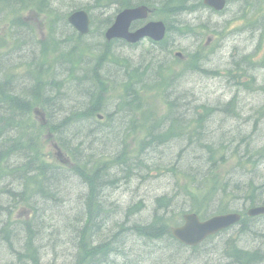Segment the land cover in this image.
Here are the masks:
<instances>
[{"label":"bare ground","instance_id":"6f19581e","mask_svg":"<svg viewBox=\"0 0 264 264\" xmlns=\"http://www.w3.org/2000/svg\"><path fill=\"white\" fill-rule=\"evenodd\" d=\"M36 1L50 7L48 11L54 13V25L49 26L52 20L43 12V25L36 33L25 22L26 13L33 11L27 10L22 13L20 22L9 26L8 34L14 47L6 52L0 50V168L12 167L6 177L0 178V229L5 230L6 235L0 240V264L39 261L51 264L47 259L50 253H56L55 256L60 253L52 250L55 242L59 240L66 248L71 244L64 241L66 233L59 224L67 215L76 218V226L99 234L84 238L88 245L100 249L99 255L91 253L83 257L80 264H180V260L187 257V252L183 251L195 252L206 243L188 248L174 235L167 237L166 230L191 223V216L208 223L224 215L237 216V222L207 239L231 232V236L224 239V250L238 249L240 264H264L260 246L242 248L239 244L244 237L249 240L264 238V143L257 145L256 136L261 135V131L256 135L254 131L252 135L236 132L240 127L261 126L264 112H254L257 116L249 114L250 110L236 97L214 106L193 104L201 100L197 95L209 84L227 82L237 89L239 83L233 80L252 76L249 71L254 65L250 54L239 57L241 60L225 68V73L214 67L213 56L221 47L227 50L229 37L225 34L219 39L223 40L221 47L208 50L202 41L200 43L199 38L204 39L213 29L208 13L220 16L228 8L220 11L206 0H90L81 5L75 0ZM26 6L27 0L15 4L19 10ZM60 6L65 9L64 13ZM145 8L151 10L148 14L151 16L134 20L130 33L142 30L158 17H165L160 22L166 26V35L160 42L149 38L136 42L125 38L108 39V31L122 13L140 12ZM10 12L0 8V24L7 17L14 19ZM77 17L86 20L85 30L75 24ZM191 18L198 23L189 21ZM32 31L37 35V42L29 34ZM92 35L98 36L97 39L86 41L87 36L91 38ZM185 41H191V47L183 46ZM145 42L151 47L144 51L149 54L155 50L149 58L133 63L131 57L122 54V47L136 49ZM181 51L186 56L183 74L169 78L170 69ZM117 85L121 93L112 91ZM154 99L162 102L168 111L166 118L157 120L155 107H147ZM98 111L105 118L113 117L106 121L107 133L105 128L97 127L96 123L102 118ZM34 115L38 121L46 120L57 130L55 138L65 142L75 162H62L55 153H52V160L44 150V160L49 163L47 165L51 164L46 172L38 174L39 177L31 172L37 168L38 160L21 167L25 164L21 157L24 145L36 136L30 119H34ZM140 119H145L143 125L136 123ZM216 122L230 125L229 135L222 141L203 135V130L207 133V126H216ZM144 128L145 139H140L143 143L137 151L131 153L124 146L126 139L124 144L121 140L123 148L109 146L121 133L128 137L134 131L144 132ZM237 137H240L239 145L228 146L235 143ZM178 141L182 146L175 157H160V160L169 159L180 165L173 186L189 191L192 187L184 183L196 179L201 188H220L219 192L239 188L241 199L224 206L212 201V207H223L224 212L208 218L194 210L196 206L186 194L175 197L165 206L162 198L172 197L174 193L157 196L150 204L139 200L126 209L117 206L113 194L122 187L129 188L138 178L146 180L143 174L148 175V180L155 171L160 175L163 163L156 165L152 156ZM109 147L121 148V151L115 152ZM27 158L30 159V155L27 154ZM233 159L239 170L249 174V179L237 177L235 169L224 171L223 165ZM166 173L172 178V171ZM178 179L186 181L181 184ZM32 186L41 194L36 202L29 192ZM239 203L242 208L235 206ZM110 213L114 220L107 223ZM165 214L173 218V224L163 223ZM242 223L245 229L241 228ZM54 235H57L56 241L52 242L50 237ZM147 249H152L154 256L144 252ZM71 250L75 253L79 247L74 244ZM62 251L61 263L71 264L67 252ZM257 256L261 259H255ZM238 263L226 260L219 264Z\"/></svg>","mask_w":264,"mask_h":264},{"label":"rangeland","instance_id":"374dc122","mask_svg":"<svg viewBox=\"0 0 264 264\" xmlns=\"http://www.w3.org/2000/svg\"><path fill=\"white\" fill-rule=\"evenodd\" d=\"M72 0H67V2H71ZM76 4L81 5L85 4L87 2H90V0H75ZM80 3V4H79ZM60 11L62 13L65 12V9L60 6ZM207 13V12H203ZM209 14V17H211L210 23L211 27L213 28H220L219 30L224 29V34L226 35L225 37H229L226 42H227V50H223V48L220 46L221 40H210L211 35H207L204 37V39L199 38L200 43H204L206 45V48L208 50L221 47L219 52L213 56V62H215L216 66L214 67H219L221 68V72L225 73L224 69L230 66H234L235 61H240L241 57L244 54H250L251 55V63L254 65L253 68H250L251 70L249 71V74L252 75V77L255 80V86L252 87V84H248L249 80L248 79H241V78H236V80H233V83H239V87L236 89L234 87L229 86L227 82H220L218 84H209L207 87H205V90H201V92L198 93L197 97H199L201 100L196 101L193 104L197 103H202L205 105H210L214 106L218 104V102H227L231 97H236L239 99V102L245 107L250 110L249 114L255 115L254 112H264V91L258 90L259 86H264V0H231V4L228 7L227 11L220 16H216L213 14ZM27 17V21H29V24L33 26L35 29H33L36 33H39L41 26L43 25L42 17L38 15L37 13L33 11H29L25 15ZM102 17V16H101ZM100 17V18H101ZM44 19V17H43ZM193 18H191L189 21H192ZM194 23H198L197 21H192ZM32 31L29 34L32 35L35 38V42H37V35L33 34L35 33ZM42 33V32H41ZM98 36L92 35L87 36L86 41H92L94 39H97ZM192 42L191 41H185L183 46H189L191 47ZM151 45L147 42H145L143 45L139 46L136 49H131V48H123L122 47V54L129 56L132 58V62L136 61H142L143 59L149 58L151 54L154 55L155 50L149 51V54L144 51L148 48H150ZM6 52V50H4ZM183 52V51H181ZM158 54V53H157ZM156 54V56H157ZM212 57V58H213ZM153 58V57H152ZM210 58V59H212ZM179 72V71H178ZM224 78H226L225 74L222 75ZM223 78V79H224ZM203 81V80H202ZM248 84V85H245ZM206 85V84H205ZM242 86V87H241ZM203 89V87H202ZM250 89V90H246ZM118 85L114 87V91L118 92ZM121 93V89H120ZM150 106L153 108L155 107L156 109V115H157V120L166 118V114L168 111H166L165 107L162 105V102L154 99L150 101ZM161 105V106H160ZM219 118H221L218 115ZM37 123L42 127L40 122L37 121ZM105 121L101 123V125H98L99 122H97V127L100 129H106L104 132L107 133V126L104 125ZM137 123V121H136ZM216 126H207V133L204 132L203 130V135L205 137L212 138L213 140L217 139L222 141L229 135L230 131V125L225 124H218L216 122ZM234 125V124H232ZM263 125V126H262ZM261 126L258 127H251L245 128V127H240L239 129H236V132H239L241 135H247L251 134L253 131L255 132V135L261 131V135L256 136V139L258 140V146L263 145L264 143V136L262 133H264V123ZM255 129V130H253ZM106 133H104L103 137H106ZM45 134H48L47 131H44L41 135L42 141H45ZM146 135V131L144 132H138L134 131L133 133H129V136L127 137V134L121 133L120 137L113 138L111 144L109 146H114V147H121L123 148L124 140L126 139L127 144L124 146H127L128 149H130V152L132 153L137 151L139 147L141 146L140 143H143L140 139L144 140ZM252 135V134H251ZM238 140H236L235 143H230L228 146L231 145V147H236L239 145V138L237 137ZM123 139V144L121 140ZM122 144V145H121ZM184 144V143H183ZM182 144L178 141L177 144L172 143L168 147H164V149L160 150L158 153H155L152 156V161L157 162L156 165H160L163 163V166L169 165L171 163L175 164L173 161L169 159H163L160 160L161 155H170L175 157V155L178 153L177 151L180 150V147ZM220 147V146H219ZM218 147V149H219ZM110 150L116 151H121V148L118 150L117 148L109 147ZM113 148V149H112ZM230 149V148H229ZM232 150V149H231ZM230 154V151L228 152V156ZM187 154L186 156H189ZM170 162V163H169ZM236 160L233 159L231 162H228L226 165H223L222 168H224V171H229L231 169H235L237 171V177L242 176L243 179H249L248 173L247 172H242L241 170L238 169V167L235 166ZM177 164V163H176ZM172 165L177 168H179L180 165ZM251 169V168H248ZM264 171V168L262 169ZM251 172V171H250ZM251 174V173H250ZM147 179H140L135 180L133 182V185L129 186V188L122 187L120 190L115 192L113 194L112 199L117 203V206H121L122 209H126L127 206L132 205L134 203H137L140 201H143L144 203H152L155 197L157 196H162L165 193L166 194H171L173 193L172 190V182L173 180L171 179V176H169L166 171L161 170L160 175L157 174V171L151 175L150 179L148 180V175L143 174ZM245 177H244V176ZM237 180V178H234ZM259 180V179H258ZM244 182V181H243ZM231 191H237V188L231 189ZM41 194L40 191L37 192L33 196V201L36 202L38 201V198H40ZM242 203L236 204L235 206L237 208H242L243 205ZM145 216H147V212L145 213ZM143 217V216H142ZM144 218V217H143ZM264 221V218H263ZM261 221V223H263ZM64 220L62 221V229L66 230L68 234L70 233V236L66 234L65 237H67L64 241H76L78 239L77 235V230H74L73 228L68 227V229H65L63 226ZM115 223V222H114ZM80 234V233H79ZM83 235L86 234L85 231L82 232ZM98 234V233H97ZM231 232H228L227 235L225 236H218L217 238H213L205 242L206 244L202 245L201 247L198 248V250H194L195 252H192L190 250L188 251H183L186 253L185 257L186 259L180 260V264H219L221 262H226V259L223 258V250H224V239L226 236H231ZM5 230L0 229V240L5 239ZM99 236V234H98ZM57 235L51 236L50 239L51 241H56ZM63 237V239L65 238ZM102 239V236H100ZM235 239H238L237 237ZM240 246L243 247H253V246H260L261 249L264 252V238L260 240H252L248 239L247 237H244V239L239 240ZM60 247H58V246ZM64 243L61 244L58 241L55 242V246L52 250L54 251H60L58 256L52 255L50 253V258H47L50 263H55V264H62L63 259L61 258V250H65ZM71 245H67V250L64 252H67L68 258H70L69 254H72L71 250ZM51 251V250H50ZM62 251V252H63ZM150 254H153L151 251L152 249H147L144 252H147ZM68 261V259H67ZM154 262V261H153ZM160 264V263H158ZM174 264H179L178 262H174Z\"/></svg>","mask_w":264,"mask_h":264},{"label":"trees","instance_id":"16d2710c","mask_svg":"<svg viewBox=\"0 0 264 264\" xmlns=\"http://www.w3.org/2000/svg\"><path fill=\"white\" fill-rule=\"evenodd\" d=\"M20 1L21 0H6V1L3 0L2 2H0V8L1 9H3V8L8 9L9 12L11 11L10 13L14 17V19H10L9 17H7L4 21L11 20L10 25L13 24V23L16 25L18 22H20V17L22 15V13L25 12V11H27V10H31L32 9L34 11H37V13H43V12L44 13H47V18L52 20V21L49 22V26L54 25V23H53L54 13H51V12L48 11L50 9V7L48 5H47L48 6L47 7L41 1L38 2L36 0H27V6L24 9L19 10V9H16L15 8V4L18 5V3ZM55 13H57V11ZM158 19H161L162 20V19H165V17H158ZM2 23H5V22H2ZM0 41L2 42V45L6 42L2 38L0 39ZM74 53L71 52V54H74ZM123 85H124V82H123ZM98 112H100V111H98ZM100 113H102V112H100ZM29 118H30V116H29ZM30 119L33 120L32 124H34V126L32 128H33L34 132H36V136L32 138V139H34L33 141H27L25 143V145H24V149L25 150H24L23 153H21V157L25 159V164L23 166H21V167H24L25 168V166L27 165V163L33 162L34 160H38L39 163L37 165V168L35 170L31 171V172L34 173V175H37L38 176V174H41V173L46 172L47 169L49 168V166H51V164L50 165H47L49 163H47L44 160V157H46L44 155L45 145H44V143L42 141L41 135H42V133L46 129H45V127H41L37 123L36 120L34 121L35 118L34 119L33 118H30ZM112 119H113V117H108V118H106V121L112 120ZM47 128L49 129V131L55 133L56 136L58 135L57 130L54 127H52L49 123H48ZM57 141L59 142L60 147L63 150H65L71 156L72 161L75 162L76 158L70 153L71 150L65 144V142H63V140H61L59 138L57 139ZM28 145H30V146H28ZM27 154L30 155V159L27 158ZM10 168H12V167H10ZM10 168H7V169L0 168V178L6 177L8 175V173H9L8 170H10ZM218 168L219 167L215 168V170L218 169ZM180 170H181L180 167L177 168L175 166H172L170 168V171H172V173H173V175H172V179L173 180L177 177V175L180 172ZM178 180L180 181L181 184H183L186 181L184 179H178ZM194 180L195 181H193V182L184 183V184L192 187V189L189 190V191H182L181 187L173 186L172 188H173V190L175 192L172 195V197H170V196H164L162 198L161 203L163 204V206H165L168 203H172L174 201L175 197H178L181 194H186L187 196L191 197L192 204H194V206H196V208L194 210L198 214H201L205 218H207V217H209V216H211L213 214H222L224 212V210H221L223 207H212L211 206V202L212 201H218L219 204H221L222 206H224V205H227L228 202H232L234 200L241 199V197L239 196V191H231V190L223 189V192H219V189L220 188L215 189V190L214 189H211V190L210 189H205V188H201L200 187L198 180H196V179H194ZM29 192H30V194L32 196H34L37 192H39V190L35 186H32V188L29 190ZM177 202H179V199L176 200V203ZM254 203H255V201H254ZM92 211H93V209H92ZM107 213L108 212H105V214H107ZM111 213H110V215H111L110 216V219H109V221L107 223H110L111 221L114 220L112 218L113 216H112ZM79 215H80V213L78 215H75L74 217H78ZM108 215H109V213H108ZM74 219H76V218H74ZM74 219H73V217H71V216L68 217V215H67L66 219H63L64 220L63 226L65 227V229H68V227L70 228V226H71V228H73L74 230H77V235L76 236L78 237V239H76V241L70 240V242H71L70 245L72 247L75 244V246H78L79 247V250H77V252L72 253L69 256L71 258L70 259L71 260V264H80L81 259L83 257L88 256L91 253L96 255V254L99 253L100 249L97 248V247H91L84 240L85 236H87V235L94 236L97 233L94 232V231L84 230V229H86L85 227H82L81 228V227L76 226ZM163 221L162 222L165 223V224H167V225H170V223L173 224V218H171L168 214L167 215L165 214L163 216ZM88 222H91V220L88 221ZM59 224H61L60 225V228L62 229V227H61L62 226V221ZM88 226L89 225H87V227ZM241 228L245 229L246 228L245 227V224L242 223L241 224ZM63 231L67 235L70 236V233L68 234V232L66 230H63ZM83 231L86 232L85 235L82 234ZM93 233H95V234H93ZM166 234L168 235L167 237L172 238L171 231L169 229L166 230ZM89 243H91V242H89ZM229 250L230 251L227 252V256H228L227 259H230L233 262L238 263L239 258L241 257V254L236 253V250H238V249H234V250L229 249ZM255 259L260 260L261 258H259L257 256ZM128 260H130V259H128ZM40 262L41 261L35 262L34 264H40ZM51 264H55V263H51ZM126 264H128V263H126ZM238 264H240V263H238Z\"/></svg>","mask_w":264,"mask_h":264},{"label":"water","instance_id":"95a60500","mask_svg":"<svg viewBox=\"0 0 264 264\" xmlns=\"http://www.w3.org/2000/svg\"><path fill=\"white\" fill-rule=\"evenodd\" d=\"M206 1L216 5L215 7L217 8H220L217 5L223 2V0ZM140 15L142 17H139ZM147 15L148 13L146 8L140 12L126 11L122 13L117 18L115 25L108 31V39L125 38L131 42H136L141 38L148 36L157 41L162 40L165 34V26L163 25V23H150L145 28L134 34L129 33V27L131 23L138 18H145L147 17ZM74 22L82 30H85L87 22L83 17H77ZM58 156L62 157V154L58 152ZM237 218V216H216L207 223V221L200 222L199 218L191 216V220L189 221L191 223L186 224L182 227L174 228V230H172V233L184 244L195 246L198 245L207 236L215 234L221 229L235 224L237 222Z\"/></svg>","mask_w":264,"mask_h":264}]
</instances>
